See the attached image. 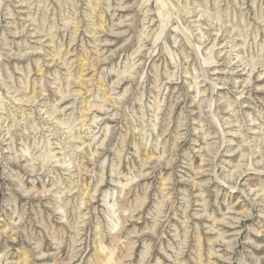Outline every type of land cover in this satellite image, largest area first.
<instances>
[{"label": "rangeland", "instance_id": "374dc122", "mask_svg": "<svg viewBox=\"0 0 264 264\" xmlns=\"http://www.w3.org/2000/svg\"><path fill=\"white\" fill-rule=\"evenodd\" d=\"M0 264H264V0H0Z\"/></svg>", "mask_w": 264, "mask_h": 264}, {"label": "bare ground", "instance_id": "6f19581e", "mask_svg": "<svg viewBox=\"0 0 264 264\" xmlns=\"http://www.w3.org/2000/svg\"><path fill=\"white\" fill-rule=\"evenodd\" d=\"M206 93V92H205ZM91 130V129H90ZM79 131V130H78ZM89 134V133H88ZM118 186V185H117Z\"/></svg>", "mask_w": 264, "mask_h": 264}]
</instances>
